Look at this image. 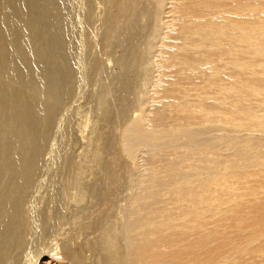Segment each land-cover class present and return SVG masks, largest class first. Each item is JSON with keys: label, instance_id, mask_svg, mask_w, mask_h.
Listing matches in <instances>:
<instances>
[{"label": "rangeland", "instance_id": "obj_1", "mask_svg": "<svg viewBox=\"0 0 264 264\" xmlns=\"http://www.w3.org/2000/svg\"><path fill=\"white\" fill-rule=\"evenodd\" d=\"M211 1L223 4L227 1L230 9L214 11L217 13L214 17L208 13L207 19L212 18V22L207 33L199 30L193 37L185 32L183 44L177 47L178 55L183 57L188 52L190 60L197 62L189 65L193 73L190 77L195 74L193 81L198 83L197 91L191 90L188 95L179 93L178 88L185 86L182 80L171 86L177 97L169 108L155 102L151 106L174 126H207L211 121L213 126L218 125L220 135L225 130L234 131L232 138L236 140L220 145L226 147L221 157L216 154L209 158L224 164L228 155L235 154L227 149L235 145L239 149L236 156L248 161L245 167L250 168L251 164L255 167L242 174L228 171L210 179L206 188L198 189L200 199L194 201L192 196H184L181 201L175 195L162 196L155 207H160L170 222L173 218L175 222L183 220L178 225L186 234H196L198 228L203 232H218L216 235L234 234L233 227L219 223V219L225 214L230 217L241 212L243 206L241 215L246 205L264 201V165L260 166L264 162V0H234L235 5L232 0ZM177 3L185 4V0ZM106 4L105 0H0V238L17 234L22 237L19 246L2 242L6 243L3 246L8 252L0 258V264H64L61 255L53 256V253L57 252V244L62 246L68 240L69 246L96 242L103 258L112 256L118 247L109 245L103 249L99 235L89 232L79 237L78 234L94 218L102 220L100 225L104 227L114 222L113 228L116 232L120 230L121 223L115 222L122 205L118 200L120 195H112L108 206L89 196L95 184L104 188L103 169L113 167L121 172L118 186L124 195L129 193L130 176L143 175L147 170L139 162L141 158L133 164L119 151L116 140L123 124L115 114L117 97L126 87L130 88L129 97L133 100L149 94L144 74L150 64H155L158 55L152 34L157 25V5L154 0H140V9L149 13L140 15L136 23L127 21L115 26L110 15L108 21ZM186 4L189 5L188 0ZM121 8L127 12L126 6ZM138 26L145 32H137ZM119 41L128 43L124 52L118 46ZM125 57L136 60L138 67L130 64L122 70L119 60ZM185 68L174 74L173 79L184 78ZM152 108L148 112L154 113ZM137 113L135 110L131 116ZM150 120L149 125L154 127ZM104 139L111 142L105 149L101 148ZM218 149L221 148L215 151H221ZM183 152L177 153L186 155ZM24 180L26 187L22 184L24 189L17 190V184ZM75 181L86 190L85 199L79 202ZM9 195L10 199H4ZM186 206L190 210L183 211L187 210ZM245 217L250 219L249 215ZM6 219L16 220L20 227L15 223L10 226ZM49 250L50 254H46ZM38 254L46 255L35 261ZM251 262L264 264V253Z\"/></svg>", "mask_w": 264, "mask_h": 264}, {"label": "bare ground", "instance_id": "obj_2", "mask_svg": "<svg viewBox=\"0 0 264 264\" xmlns=\"http://www.w3.org/2000/svg\"><path fill=\"white\" fill-rule=\"evenodd\" d=\"M105 1L107 2L106 7L108 8V10H105L107 17L109 15L111 16L110 21L115 26H119L124 22L127 23V21L136 23L140 15L149 13L148 10L144 11L140 9L139 7L140 0H105ZM154 1L156 2L157 5L155 12L156 15L155 24L157 25L153 29L152 34L159 48L158 46H156L155 49L158 55L154 50L156 54V60L154 62L155 64L153 65L150 64V66L148 67V69H146V72L144 74L146 86L149 87V94L148 95L146 94V96L142 97L141 99L133 100V98L131 99L129 97L130 92L128 90H130V88L126 87V89L122 92V94L119 97H117L118 110H117V114H115L122 119L121 124H123L122 127L120 128V131L118 132L119 137L116 140V145L119 147V151L121 152L123 157L127 158V160L131 161L133 164L136 163L135 159L141 158L139 162H141L142 163L141 165L143 167L145 166L147 170L143 175L140 176H138V174L136 175V173L134 174L132 173L134 176L133 175L130 176L129 183H127L129 186V190L127 191L129 193H127V195H124L123 191H120L118 186V182H120L118 175H121V172L114 171L113 169H111L113 167L105 170L103 169L102 174L104 181L103 180L102 181L104 183L103 184L104 188L100 189L96 187L95 184L89 196L92 199L98 201L97 203H100L103 206H108L107 203L112 201L111 200L112 195H115L116 197L120 195V198L118 200L120 203H122V205H120L115 215L116 217L115 222L121 223V227H119L120 230L116 232V229L113 228V226L116 227V224L114 222L110 223L109 225L105 222L108 226L104 227L100 225L102 220L98 218L99 220L97 219L98 220L97 221L94 218V220L92 221H87L83 225L84 227L82 226L83 227L82 231L79 232L78 234L79 237L82 236L83 234L88 235L89 232H92L91 234L94 235L95 234L99 235L98 237L101 239L100 244L103 246V249L105 247H108L109 245L110 246L118 245V247L115 250V253L112 254V256L108 255L106 258H103L99 254L100 252L99 249L96 248L98 246L96 242L84 241L82 242L83 243L82 245L77 243V245L74 244L73 246L72 244L71 246H69V240H68L64 243V245L61 246L57 244L59 242L57 241V243L55 242V244H57L55 246L57 252L53 253V256H55L56 254H60L61 255L60 259L65 262L64 264H255L254 262H251V260L255 259V257L258 256V254L264 253V201L257 202L249 206L246 205L247 206L246 211L243 210V213L241 215L240 213L242 212L243 206L240 207L241 208V212L239 211L240 213L234 212L233 215L234 217L233 216L229 217L227 214L223 215L219 219V223L223 225L224 224L231 225L235 233L220 234V235H216L218 234V232L215 233L203 232V230L201 231V228L197 229L196 234H189V233L186 234L184 233L186 231L182 230L183 231L182 232L180 230V225H178V223L183 220L180 219V221L178 222L176 221L177 222L176 223L175 218H173V220L170 222L169 217L163 214V210H160V207L157 208L155 207L158 200L161 199V197L164 195L165 196L175 195L177 196L175 198L178 199L179 201L183 200L182 197L184 196H192L193 198H191V201H194L195 198L198 199L200 197V195L198 196L197 194L198 189L200 188L202 191L203 187L209 185L210 179L213 178L216 179L219 174L222 175L223 173L226 172L227 174L229 172L242 174V172L249 170L252 167V164L250 168L245 167L244 164L247 163L248 161H242L241 158L238 156V154L236 156V153L238 152L239 149L235 145L231 146L230 149H227L228 151L231 150L235 152V154L232 152L234 155L230 153L232 155L227 156L224 155L227 153L223 152L224 153L223 156H227V158H225L224 160V164L219 163L220 161L218 163H215L217 159L213 162L212 161L213 158L212 159L209 158L210 155H216V154L217 157L218 155H220L221 157L223 148L220 147V145H222L224 142L227 145H228L227 142L229 143L232 142L234 139L232 138L233 136L232 133L234 131L231 132L229 130V132H227L228 130L227 131L225 130L222 131V135H220L219 133L220 130L219 128H217L218 125L217 127L216 125L213 126L212 125L213 123L211 124V121L210 124L207 126L189 127L186 126V124L185 126L184 125L174 126V123H169L167 117H165L161 112L155 111L154 108H152L151 106L155 102L161 107L168 106L169 108V105H171V103L176 101V97H177L173 95L174 92L171 91V86L173 84H177L176 82H179L180 84L182 80H184L185 86H183L182 88H178L179 93H182L183 95H188V93L191 90L197 91L196 87L198 83L196 84L195 81H193L195 79V74L192 77H190L192 73V67H189V65H195L197 64V62L194 60H190L191 56L187 55L188 52L183 53L184 54L183 57L180 54L178 55L177 53L180 52L178 51L180 48L177 49V47L179 43L183 44L182 40L184 39L185 35H187L184 34L185 32H188V34L191 33L193 37H195L194 36L195 34H198L199 30L202 31L204 29L207 33V28L210 29L209 23L212 20V18L211 20L207 19L208 18L207 14L209 13L211 17H214L217 14L214 11L218 12L219 9H223L224 11L225 9H227V7L229 8L230 5L227 6V4L225 3L227 1H225L223 4V2L221 1H217L216 3H213L214 1L212 2L211 0H188L189 5L186 4V0H185V4L182 3L178 4L177 3L178 0H154ZM232 1L234 2V0ZM121 5L126 6L127 12L124 11V9L122 12ZM181 5H183V7H181ZM256 6H259L258 3ZM119 11H121V13H119ZM224 15H226V13ZM226 16L229 17V15ZM108 21H109V17H108ZM136 30L139 33L145 32L139 26L138 28H136ZM210 34L212 35V33ZM219 34L223 35L221 33ZM231 34L234 36L233 33ZM251 34H253V32L250 33V35ZM218 37L216 35L215 38L217 39ZM200 38L201 37H198V39ZM191 40L193 41V38H191ZM200 42H204V41H200ZM193 44H195V42ZM118 46L124 52V50L128 47V43L126 41H119ZM183 47L185 48L186 46ZM201 48L199 50H201ZM182 49L183 48H181V50ZM194 51L197 52L196 50ZM191 52L193 51L191 50ZM190 54L194 55L193 53ZM175 59H179L180 60L179 63H177ZM119 62L122 66L121 67L122 70L128 69L129 67H126V65L130 66V64L133 65V67L135 66V68L136 66L138 67L136 60H132V59L128 60L127 57L121 58ZM181 68L182 69L185 68L187 70L185 77L178 79L179 81L175 78L173 79V76H175L178 72L182 70ZM186 86L187 88L186 90H184ZM198 93L199 91L196 92V94ZM219 104H221V102ZM150 107L152 108L151 111L154 110L157 114H155L154 111H153L154 113L148 112V110H150L149 109ZM135 110H137L138 113L135 116H131V113L132 112L135 113ZM124 114L125 115L129 114V116L125 118ZM175 117H172V120H174ZM150 119H152V123L154 127L149 125V123L151 122ZM232 127H228V128H232ZM236 136L238 137V135ZM104 141L106 140L104 139L102 141V143L104 144H101L103 145V147H101L103 149H105L108 145L109 146L111 145L110 140H108L107 142ZM256 146L258 145L256 144ZM217 147L221 148L218 149L221 151H215ZM180 150H182V152L184 150L186 155L182 156V154L180 153L178 154L177 152ZM259 161L261 162V160ZM139 162H138V167L140 165ZM118 163L119 165H121V161L120 162L118 161ZM261 163H263L260 165L262 168L264 162ZM138 167L135 169H138ZM254 167L252 168L254 169ZM217 169L222 171L218 172ZM157 178H158V183L156 182ZM25 183H26L25 180L24 182H19L17 184V190L19 187L22 188L23 186L26 187ZM22 184L23 186H21ZM75 185L79 193L78 196L76 197V200L79 202L84 198L86 190L84 189L83 186H81L78 183V181H75ZM11 192L13 193V191ZM4 199H10V195L6 196ZM150 199L153 201L149 202ZM80 204L81 203H79V205ZM188 210H190V208L187 207V210H183V211H188ZM247 214L250 216V219H246L245 216H248ZM6 221L10 224V226L14 223L16 224L17 222L16 220H12L10 222L7 219ZM171 224H173L174 226L170 228ZM161 226H166V227L161 228ZM175 228H179V229L176 230ZM191 230H193L192 227ZM241 232L247 234L245 235L240 234ZM117 236L118 239L116 240ZM6 238L5 237L0 238V258L4 256V254H7L8 252L7 249L4 248L3 246L4 244L6 246V243L12 242L11 243L12 245L19 246L22 237L20 238V235L17 234L13 236L7 235ZM5 240L7 242L2 243L3 241L5 242ZM50 250L46 254H50L51 252ZM46 254H38L35 258V261L39 259L41 256ZM92 260L93 262H91Z\"/></svg>", "mask_w": 264, "mask_h": 264}]
</instances>
